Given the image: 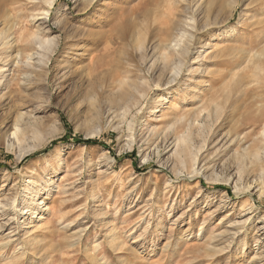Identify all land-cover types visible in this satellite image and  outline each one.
<instances>
[{
    "label": "rangeland",
    "instance_id": "374dc122",
    "mask_svg": "<svg viewBox=\"0 0 264 264\" xmlns=\"http://www.w3.org/2000/svg\"><path fill=\"white\" fill-rule=\"evenodd\" d=\"M45 2L0 0L17 83L0 104V264H264V8L238 0L204 30L202 6L171 31L184 1ZM176 32L190 44L168 81Z\"/></svg>",
    "mask_w": 264,
    "mask_h": 264
},
{
    "label": "bare ground",
    "instance_id": "6f19581e",
    "mask_svg": "<svg viewBox=\"0 0 264 264\" xmlns=\"http://www.w3.org/2000/svg\"><path fill=\"white\" fill-rule=\"evenodd\" d=\"M55 1L56 0H46V5H47V7H48V9H51L53 6H54V4H55ZM181 1H184V3H185V6H184V11H185V18L186 19H184V20H180V22H178V23H176L177 25H176V27L177 28H175V29H173V30H171V31H177L178 29H184V27L183 26H186V29H187V27H190V25L189 24H191V28L192 29H194L192 26H193V24L195 23V18L193 17V16H195L194 14H195V12H197L198 11V9L200 8V7H204L205 8V13H206V21H204L205 23H204V27H205V29L204 30H206V29H208V28H210L211 26H213V25H217L218 24V22L220 21L219 19H220V17L222 16V15H224V13H226V11H228V10H226L227 8H229V13H230V17H231V14L234 12V10L236 9V6L238 5V0H181ZM253 3H254V1H253ZM258 6V8H260V9H263L264 8V0H255V7H257ZM198 13V12H197ZM48 14H49V11L48 10H45V11H43V15H45V19L48 17ZM200 14V13H199ZM196 17V16H195ZM190 21L189 23H188V21ZM166 22H168V21H166ZM223 22V21H222ZM221 22V23H222ZM165 23V22H164ZM161 24V23H160ZM197 24V23H196ZM220 25V24H219ZM165 26H169V25H167V23H166V25ZM171 26V25H170ZM175 26V25H174ZM201 27V26H200ZM161 28V27H160ZM162 29V28H161ZM170 29H171V27H170ZM165 30V29H164ZM163 29H162V31H164ZM191 30V29H190ZM185 31V30H184ZM262 31V30H261ZM165 32H166V30H165ZM186 33V32H185ZM184 32H183V34H185ZM178 33L176 32V34H175V36H173L172 35V33L169 35H167L168 37H167V41L168 42H164V43H168L167 45H165L166 47H165V50H166V48L169 50V52L170 51H172L173 52V56L171 55V57L173 58H171V61H168V59L166 58V60H167V62H165V60H164V70L166 71V70H168L167 71V73L168 72H170V76H169V78H168V81L169 80H171V78L173 77V74L174 73H176L177 72V69H178V67L181 65V61H183L184 60V56L186 55V54H188V43H189V41H190V37L189 36H184L182 33L181 34H179V35H177ZM188 34V33H187ZM186 34V35H187ZM227 34V33H226ZM230 34H234V29H231L230 30ZM261 34V33H260ZM172 35V36H171ZM178 36V38H177V36ZM239 35V34H238ZM171 36V37H170ZM225 36V35H224ZM11 37V36H10ZM9 36H5V32H2V31H0V42H2V44L3 45H8L7 47H6V49H11V47H12V44H13V42H9V38H10ZM170 37V38H169ZM184 37L186 38L184 41H182V39H184ZM188 37H189V41H188ZM259 37V36H258ZM199 38V37H198ZM191 39H192V37H191ZM260 39H261V37H260ZM35 40V39H34ZM31 41V43H32V45H33V47H35V46H37V49H43L44 51L45 50H49L48 49V47H49V45H51V43L52 42H54V40H41V39H37L36 41ZM197 40V39H196ZM172 42H174V44L172 43ZM186 42V43H185ZM192 42V41H191ZM171 43L173 44V45H171ZM29 44H30V42H29ZM182 44V45H181ZM190 44V43H189ZM53 45H54V47L55 48H57L58 47V43H56V44H54L53 43ZM77 46H78V44H75V48L73 49V51L75 52V51H77L78 50V48H77ZM190 46V45H189ZM257 49V48H256ZM255 49V50H256ZM261 49V48H260ZM22 50H25V51H28V50H32L30 47H29V45H27V46H22L18 51H17V53L18 54H20L21 53V51ZM36 50V49H35ZM264 50V49H263ZM40 51V50H39ZM244 51V50H243ZM243 51H242V53H243ZM252 51V50H251ZM168 51H166L165 53H167ZM171 52V53H172ZM246 52H248L247 51V49H246ZM254 52V51H253ZM51 53H53L52 51H51ZM50 53V54H51ZM170 53V54H171ZM249 53V52H248ZM247 53V54H248ZM256 53V52H255ZM264 53V51L262 52V54ZM168 54V53H167ZM169 54V55H170ZM241 54V53H240ZM257 54V53H256ZM258 54H260L259 52H258ZM163 55V54H162ZM249 55V54H248ZM255 55V54H254ZM253 55V56H254ZM264 55V54H263ZM34 56H38L39 58H37V59H40V53L36 50L34 53H32V54H30L29 56H28V60H31ZM241 56V55H240ZM250 56V55H249ZM251 56H252V53H251ZM42 57H44L43 56V54H42ZM51 57V56H50ZM50 57H45L46 59H47V61H46V63H45V65L44 66H47V63H48V61L50 60ZM164 57V56H163ZM167 57V56H166ZM260 57H261V55H260ZM162 58V57H161ZM163 60H162V62H163ZM17 61H18V59H17ZM68 61V60H67ZM66 61V62H67ZM189 62V61H188ZM259 62H261V61H259ZM26 63H27V61H26ZM25 63V64H26ZM29 64V63H28ZM28 64H27V66H28ZM163 64V63H162ZM262 64V63H261ZM182 67V66H181ZM180 67V68H181ZM184 69V68H183ZM163 70V69H162ZM4 71H6V69H5V63H4V58L2 57V56H0V104L4 101H6V99H8V95L9 94H7L8 93V91L12 88V87H14V86H16L17 85V83L15 82V80H8L7 81V77L3 74V72ZM165 71H164V73H165ZM179 72H180V70H179ZM162 74V75H165V74ZM178 74V73H177ZM28 76V75H27ZM177 76V75H176ZM24 77V76H23ZM28 78V77H27ZM165 79V78H164ZM177 80V79H176ZM5 82H7V87L5 88L4 86L6 85V83ZM124 82V81H123ZM125 82H126V80H125ZM127 83L128 82H126V85H127ZM124 84V83H123ZM168 84V83H167ZM2 87H4L5 89L4 90H7V92H4V93H2ZM128 87H129V85H128ZM129 88H131V86L129 87ZM130 94V93H129ZM11 99V98H10ZM8 102V101H7ZM218 108V107H217ZM261 109V108H260ZM125 110V109H124ZM218 110V109H217ZM261 111V110H260ZM216 112V111H215ZM259 112V111H258ZM217 113V112H216ZM261 114H262V112H261ZM216 115V114H215ZM259 115V114H258ZM211 116V115H210ZM264 117V116H263ZM253 119V118H252ZM250 120V119H249ZM248 120V121H249ZM254 120V119H253ZM256 120H257V118H256ZM247 121V122H248ZM19 122V121H18ZM259 123V122H258ZM260 124H261V122L258 124V126H260ZM247 125V124H246ZM254 126V125H253ZM254 128V127H253ZM253 130H251L250 132H252ZM25 132L26 133H28L25 129H24V127L23 128H20V125H19V123L18 124H15V126H13V130H12V133H11V136H12V140L16 143V144H21L22 142H25L24 140V137L26 138V136H25ZM252 134V133H251ZM253 135H254V133H253ZM262 137H263V141H264V127H263V130H262ZM52 137V136H51ZM249 138H251V135H250V137ZM257 139V138H256ZM245 140V139H244ZM235 141V140H234ZM254 141V140H253ZM253 143V142H252ZM255 144H257V143H255ZM254 143H253V145L254 146H256ZM262 144H264V143H262ZM261 144V145H262ZM264 145H262L261 147H259L257 150H254V149H251L250 151H255L254 152V154H253V151H252V154H253V159L251 160L252 162L253 161H255V162H259V163H261L262 161L264 162V147H263ZM253 148V147H252ZM257 148V147H256ZM245 149H246V147H245ZM243 150V149H242ZM249 151V152H250ZM248 152V153H249ZM245 153H247V152H245ZM250 154V153H249ZM242 155V154H241ZM191 157V164H192V166L194 167V166H196L197 165V163H198V158H197V154H194V153H192V152H190L189 153V155H188V157ZM242 156H244V154L242 155ZM179 157H180V159H181V155L179 154ZM251 159V158H250ZM242 162V161H241ZM262 164V163H261ZM244 167V166H243ZM257 167V166H256ZM258 167H259V165H258ZM264 168V167H263ZM259 169L260 170V175H258L257 176V178L255 179V181H256V183H263V181H264V169ZM248 169V168H247ZM256 169V168H255ZM242 170H244V169H241V170H239L240 172H241V174H242ZM253 171V170H252ZM247 172V171H246ZM250 172V171H249ZM249 172H248V174H249ZM193 173H195L196 175H198V174H200L201 173V169H199V170H193ZM242 176V175H241ZM244 177H245V173H244ZM37 195H38V191H35L32 195H31V201L33 202L34 200H35V198L37 197ZM38 206H39V204H37V206H35V208H33V210H31V213H30V215H35L36 214V212H37V210H38ZM258 255V254H257Z\"/></svg>",
    "mask_w": 264,
    "mask_h": 264
},
{
    "label": "trees",
    "instance_id": "16d2710c",
    "mask_svg": "<svg viewBox=\"0 0 264 264\" xmlns=\"http://www.w3.org/2000/svg\"><path fill=\"white\" fill-rule=\"evenodd\" d=\"M63 139H60V141H62ZM58 141H54L53 143H52V145H55L56 143H57ZM85 144H87V145H92V144H98V142L97 141H89V140H87V141H83Z\"/></svg>",
    "mask_w": 264,
    "mask_h": 264
}]
</instances>
